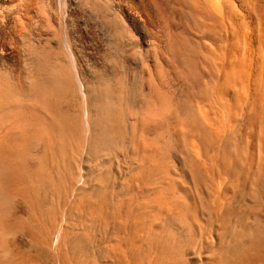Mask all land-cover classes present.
<instances>
[{
    "label": "bare ground",
    "instance_id": "6f19581e",
    "mask_svg": "<svg viewBox=\"0 0 264 264\" xmlns=\"http://www.w3.org/2000/svg\"><path fill=\"white\" fill-rule=\"evenodd\" d=\"M141 260L264 264V0H0V264Z\"/></svg>",
    "mask_w": 264,
    "mask_h": 264
},
{
    "label": "rangeland",
    "instance_id": "374dc122",
    "mask_svg": "<svg viewBox=\"0 0 264 264\" xmlns=\"http://www.w3.org/2000/svg\"><path fill=\"white\" fill-rule=\"evenodd\" d=\"M100 244H101V245H105V244H106V243H105V240L100 241L99 245H100ZM98 251H99V249H98ZM96 253H97V251H96ZM146 261H147V260H141V261H140V264H141L142 262H143L142 264H149L148 261H147V262H146Z\"/></svg>",
    "mask_w": 264,
    "mask_h": 264
}]
</instances>
